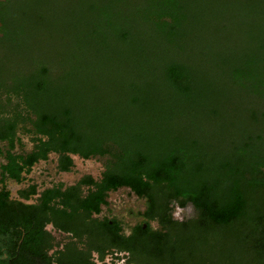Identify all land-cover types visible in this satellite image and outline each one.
<instances>
[{
    "label": "trees",
    "instance_id": "obj_1",
    "mask_svg": "<svg viewBox=\"0 0 264 264\" xmlns=\"http://www.w3.org/2000/svg\"><path fill=\"white\" fill-rule=\"evenodd\" d=\"M16 1L0 0V48L29 47ZM34 2L54 16L40 18L50 39L118 47L122 71L103 67L100 81L103 56L67 72L34 50L12 70L0 56V264H96L92 254L112 252L157 264L154 254H175L176 229H195L189 240L219 255L208 264H264V0ZM146 47L164 52L150 60ZM186 47H202V64ZM51 156L61 173L74 157L102 171L38 192L32 170ZM121 189L145 201L144 224L129 233L99 217ZM185 207L194 216L175 220ZM48 227L68 237L61 248Z\"/></svg>",
    "mask_w": 264,
    "mask_h": 264
},
{
    "label": "rangeland",
    "instance_id": "obj_2",
    "mask_svg": "<svg viewBox=\"0 0 264 264\" xmlns=\"http://www.w3.org/2000/svg\"><path fill=\"white\" fill-rule=\"evenodd\" d=\"M34 1L36 0H17L14 3L12 2V4L10 5L11 9H14L16 14V18L14 19L17 20L23 28L30 25V29L33 32L29 40V47H9L5 45L0 48V56H3L4 53L6 54V57H8V60L11 58L10 62H7L8 64L11 63V70L14 66L16 67L18 63H23V58L25 59V63L28 58L32 57V51L34 50L41 61L43 60V62H47L48 65L50 63L53 65L55 63L54 65L57 67L56 71L61 69V61L64 64L62 72H67L68 68L73 64L75 65L78 62H82L84 59L88 63L94 64L99 58H101L100 56L104 57V61L99 62H103V64L99 67V71L97 70L94 72L95 78L100 77L99 80L101 81L103 79V76L105 75L103 67H106L108 65H114V67L116 68L114 72H117L118 74L120 71H122L120 62V50L118 47H112L107 52L105 51V54L104 52H102L103 50L96 49V47H61L62 45H59V42H57V38L52 37V39H50L51 36L49 32L45 31L46 29L44 26V22L42 23V26H39V24L42 22L40 18L43 17L45 21L49 22L53 21L54 16L51 13H46L44 15L42 6L36 5ZM59 1L61 0H58V2ZM14 19L10 17V22H14ZM14 27L20 28V26L17 24H15ZM33 44L36 46L33 47ZM239 48L240 47H217V52L219 54H221L220 51H223L225 53H236ZM146 50L149 59L150 54L153 52H164L157 51L156 47H146ZM185 50H190L191 57L189 58L191 61L198 65L202 64V47H186ZM185 50L177 51L181 54L182 57L185 58ZM254 50H257V48H254ZM20 51L22 52V56L21 54L19 55ZM235 102H237V99L229 98L226 101L230 112V105L231 103ZM236 117L237 116L234 115L231 118L233 120ZM262 127H264V125ZM49 160L50 161L40 163L33 168L31 177L34 180V183L37 184L38 181L41 183L43 181L41 180V178H45L48 182L51 183L54 182L71 185L83 176H91L92 178L96 179L97 177H99L103 167L102 162L96 158L82 160L78 157H74V167L70 172L57 173L53 168L55 157L51 156ZM12 187L14 188L15 186L12 185ZM31 202H33V200H31ZM144 209V200L130 194L125 189H121L117 192L109 194L108 204L104 206L99 217L104 216L108 219H117L123 226L125 233H129L130 229L135 225L144 224V220L142 218ZM172 216L175 220L184 221L193 217L194 213L190 207L174 208L172 210ZM152 225L154 226L155 224ZM48 230H50L52 235L54 236V249L61 248L62 245L68 240V237L66 235L51 230V227H48ZM190 232L196 233L195 229H176L175 231H173L170 240L176 243L175 254L171 255L170 253L171 258L166 256L167 258L164 262H161V259L157 258L154 254L153 256H151V258L153 259L152 263L156 261L155 263L157 264H208L211 260L217 262L219 259V255L216 252L210 253L207 251V249L204 248V246H199L193 243L192 241L194 239L189 240L190 236H196ZM178 243L182 244L178 245ZM92 255L96 264H127V256L125 253L112 252L105 255L102 261H98L96 254Z\"/></svg>",
    "mask_w": 264,
    "mask_h": 264
},
{
    "label": "flooded vegetation",
    "instance_id": "obj_3",
    "mask_svg": "<svg viewBox=\"0 0 264 264\" xmlns=\"http://www.w3.org/2000/svg\"><path fill=\"white\" fill-rule=\"evenodd\" d=\"M46 161H40V162H38V163H36L34 166H36V165H38V164H40V163H45ZM55 163H54V171H56L57 173H60L59 171H58V169H57V167H56V161H54ZM33 171V170H32ZM34 174H35V172H34ZM41 180H43L41 183L38 181V183L36 184V186H37V191L38 192H41V191H43L44 189H45V187H50V186H52V185H54V184H57V183H51V182H48L47 181V179H45V178H41ZM35 184L34 183V180H33V182H31L30 184ZM30 186V185H29Z\"/></svg>",
    "mask_w": 264,
    "mask_h": 264
}]
</instances>
